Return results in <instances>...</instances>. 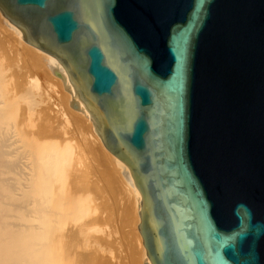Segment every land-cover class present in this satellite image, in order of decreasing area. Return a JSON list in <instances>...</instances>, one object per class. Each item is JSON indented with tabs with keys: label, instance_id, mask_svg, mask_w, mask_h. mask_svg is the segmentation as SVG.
<instances>
[{
	"label": "water",
	"instance_id": "obj_1",
	"mask_svg": "<svg viewBox=\"0 0 264 264\" xmlns=\"http://www.w3.org/2000/svg\"><path fill=\"white\" fill-rule=\"evenodd\" d=\"M140 194L150 264H264V0H0ZM143 263L148 264L142 252Z\"/></svg>",
	"mask_w": 264,
	"mask_h": 264
},
{
	"label": "bare ground",
	"instance_id": "obj_2",
	"mask_svg": "<svg viewBox=\"0 0 264 264\" xmlns=\"http://www.w3.org/2000/svg\"><path fill=\"white\" fill-rule=\"evenodd\" d=\"M0 28V173L12 174L0 178V264H142V252L150 264L129 170L69 107L52 70L88 114L60 63L1 14ZM27 59L37 72L19 79Z\"/></svg>",
	"mask_w": 264,
	"mask_h": 264
},
{
	"label": "rangeland",
	"instance_id": "obj_3",
	"mask_svg": "<svg viewBox=\"0 0 264 264\" xmlns=\"http://www.w3.org/2000/svg\"><path fill=\"white\" fill-rule=\"evenodd\" d=\"M0 29H1V28H0ZM1 31H2V29H1ZM3 32H4V31H2L1 34H4V33H5V32H4V33H3ZM1 34H0V35H1ZM4 35H7V33H5ZM4 35H1V36H4ZM9 35H10V34H9ZM7 37H8V36H6V38H7ZM3 38H4V37H3ZM3 38H1V39H3ZM6 38H4V39H6ZM10 38H11V40H10V41L7 40V43H8V41H9V45H10V42L13 40V41L11 42V45H14V46H13L14 48H15V46H16V48H17V50H15V51H16V55H15V53H14L15 56H13L11 59H13L14 57H16L15 60H17V61H18L17 58H19V57H20L21 59H23V55L20 54V51H21V50H20L19 46L16 44L17 41L15 40V42H14V39L12 38L11 35L9 36V39H10ZM4 39H3V40H4ZM7 39H8V38H7ZM3 42H5V40H4ZM15 44H16V45H15ZM11 45H10V46H11ZM18 49H19V50H18ZM17 52H18L19 54H18ZM10 54H11V53H10ZM18 56H19V57H18ZM10 57H11V55H10ZM26 58H27V57H25V59H26ZM25 61H26V60H25ZM25 61H24L25 65H24L23 63H22V65H21V64H20L21 61H19V63H18L19 66H20V72H21V73L19 72L20 75L18 74V78H19V79H20L21 74L24 73L25 71H28V72H27L28 74H31V73L34 74V71L37 72V70H34V68L32 69V66H31V65H32L33 63H30V61H29L28 59H27L26 62H25ZM22 62H23V61H22ZM30 64H31V65H30ZM33 66H35V65H33ZM29 67H31V69H29ZM21 68H22L23 70H21ZM24 68H25V69H24ZM28 69H29L30 71H29ZM24 70H25V71H24ZM23 71H24V72H23ZM31 71H32V72H31ZM27 73H25L23 76H25ZM28 74H27V75H28ZM23 76H21V77H23ZM19 79H18V80H19ZM22 79H23V78H22ZM22 79H21V80H22ZM19 81H20V80H19ZM35 122H36V121L34 120L33 123L35 124ZM36 124H37V123H36ZM33 127H34V126H33ZM31 128H32V127H31ZM35 129H36V127H34V129H33L32 131H34ZM30 130H31V129H30ZM0 171H4V170H1V169H0ZM7 176H9V177H7ZM10 177L12 178V174H11V173L5 172L3 175H2V173H0V178H2V179H4V178L6 179V178H7V181H9V180H11ZM8 178H9V179H8ZM9 184H10V183H9ZM6 201H7V200H6ZM92 203H93V202H92ZM94 203H95V202H94Z\"/></svg>",
	"mask_w": 264,
	"mask_h": 264
}]
</instances>
